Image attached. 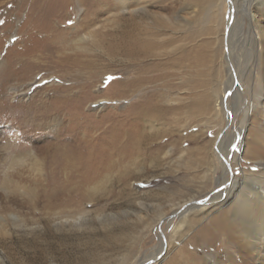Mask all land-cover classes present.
I'll return each instance as SVG.
<instances>
[{
	"label": "rangeland",
	"instance_id": "374dc122",
	"mask_svg": "<svg viewBox=\"0 0 264 264\" xmlns=\"http://www.w3.org/2000/svg\"><path fill=\"white\" fill-rule=\"evenodd\" d=\"M31 2L0 0V20L4 21L0 24V216L5 224H0V264H264V247L260 254L252 247L239 254L238 247L219 242L209 250H195L192 245L204 226L223 212L234 210L237 197L220 202L222 206L216 209L207 208L209 201L218 194L226 197L233 179L243 176V169L263 172L264 176V142L262 148L253 150L255 158L247 156L254 141L259 143L264 138V50L260 53L252 40L253 28L264 26L261 1L216 0L212 6L209 0H202L198 8L188 0L181 6L167 0L166 8L136 10L135 21L149 23L154 32H160L171 57H177L181 48L192 54L199 51L200 65L195 67L188 58L178 65L168 63L167 87L160 89L154 83L126 97L104 101L106 111H123L152 89H160L164 96L158 99L168 109L167 118L157 123L162 136L155 141L163 145L162 150L128 164L133 177L126 188L108 183L92 192L91 199L85 189L69 191L74 203L58 208L46 191L45 175H37L29 165L10 168L4 145L11 136L29 144L44 142L48 126L33 129L31 120H25L29 116L26 109L57 94L49 86L52 83H72L78 90L92 77V69L74 67L66 75L64 67L53 60L38 62V53L48 51L36 40L46 32L37 29L47 20L30 8ZM80 8L71 5L63 13L56 10L58 26L63 33H71L63 53L83 60L97 59L99 67L93 70L99 68L96 84L102 89L129 78L134 68L127 65L122 54L110 57L106 48L90 38L77 44L87 31L73 35L83 14ZM246 11L256 16L254 27L245 20ZM157 15L167 17L172 25L160 28L162 20ZM178 17L185 19L183 25L177 24ZM36 48L45 51L37 52ZM26 90L30 91L22 94ZM96 108L95 102L88 101L84 111L98 115ZM49 139L54 140L53 134ZM217 156L229 163L228 182H224ZM17 170L21 171L19 177ZM124 176L128 178L127 174L121 178ZM13 180L23 185L22 190L31 193L28 188L33 187L35 192L17 191L6 196L3 187ZM184 203L182 209L190 207L189 213L185 212L191 214L187 220L194 216V210L205 207L203 217L189 227L180 218L185 214L174 212Z\"/></svg>",
	"mask_w": 264,
	"mask_h": 264
},
{
	"label": "bare ground",
	"instance_id": "6f19581e",
	"mask_svg": "<svg viewBox=\"0 0 264 264\" xmlns=\"http://www.w3.org/2000/svg\"><path fill=\"white\" fill-rule=\"evenodd\" d=\"M42 1L45 4H41ZM58 1V3H50V0H32L31 2L30 8L40 15V19L47 20L45 24L40 23L42 28L37 29V31H45L46 35L36 40L45 44L46 47L44 46L43 49L48 52L38 53L36 59L38 62L46 61L47 63L49 60H53L62 68L64 67L67 72L66 75L74 67H80L81 71L92 69V72H89L92 77L83 81L78 90H75L76 86H73L72 83L69 85L52 83L49 86L55 89L54 93L57 94H52L45 99L41 98L42 101L38 106L26 109L29 111V116L25 120H31L33 129L41 130L40 128L48 126L49 129L46 136H44L46 139L44 142L38 141L29 144L18 141L14 136H11L10 142L4 145L10 168L14 170L18 165L22 167L29 165V168L35 171L37 175H45L46 191L52 194L53 199H55L54 206L57 205V208L60 205L69 206L70 202L74 203L75 198L71 200L72 195L69 191L85 189L87 190L86 197L91 199L92 192L104 189L108 183L109 185L112 183L113 187L119 184L122 189L126 188L129 180L133 177V172L129 169L128 164L135 163V159L137 160L139 157L156 154L163 147V145H158L159 143L156 142L162 136L157 130V123L167 118L168 109L162 99H158V97L164 96L160 89L167 87V76L169 74L167 64L178 65L183 63L185 58H188L189 62L194 64L195 67L200 65L199 51L192 54L186 48H181V53L177 57H171L167 52V43L162 40L163 35L160 32H154L149 23L143 24L135 21L134 14L136 10H149L147 9L149 6L166 8L165 2L167 0ZM175 1L180 6L184 2L187 3V0ZM188 1H190V5L192 4V6L198 8L202 3V0ZM209 1L212 6H215L216 0ZM223 1L227 3V0ZM228 1L230 2V0ZM260 1L261 3L257 2V4L264 6V0ZM71 5L83 9L82 16L76 21L77 25L73 29V35L77 36L83 30H87L85 35H82L76 41L77 44L90 38L94 41L97 40L98 45L106 48L108 56L122 54L127 61V65L134 68V71L132 70V73L128 75L129 78L113 81L106 89H102L101 86L96 84L95 75L99 72V68L93 70V68L99 67L97 59L83 60L71 54L63 53V44L70 38L71 33L70 31L66 34L63 33V30L58 26V19H55V13L57 9L62 10L63 13ZM124 12H128L129 15L125 16ZM106 13L109 15L103 21L102 16ZM156 17L162 20L163 26L161 25L160 28H169L172 25L171 20L167 17L158 15ZM105 20L106 24H104ZM245 20L251 26L258 22L256 16H251L249 11L245 12ZM181 22H185V19L178 17L177 24L183 25ZM253 29L255 32L252 40L256 49L262 53L264 50V26L260 27L259 25V29ZM39 49L36 48L35 50L37 52L43 50ZM35 52H33V55ZM11 74L13 73L11 72ZM154 83L156 84L154 85ZM153 85L160 88L158 92L152 89L125 110H105L107 105L104 101L115 97H126L139 89L152 87ZM29 91H23L22 94H27ZM88 101L97 104L98 115L97 112L86 113L84 111ZM100 110L105 111L100 112ZM153 130L156 131L153 133L151 132ZM51 133L54 140L49 139L52 137ZM262 139L263 141L259 143L254 141L253 148L247 151L248 157L255 158L254 151L256 148H262L261 142H264V138ZM217 159L220 163L219 166L224 171V182H228L227 176L230 170H228L227 165L229 163L226 159L221 161L219 156H217ZM127 160L129 162H126ZM235 160L238 159L235 158ZM16 172L19 177L21 171L17 170ZM117 172H120V174H117L118 176L115 175ZM125 174L128 175V178L127 176L121 178ZM116 179L117 181L114 183ZM11 182L7 181L6 186L3 187L6 196L17 191L26 194L35 192L33 187L28 188L32 191L31 193H28L29 190H22L20 186L23 185L17 180H13L14 183ZM231 186L230 193L226 197L218 194L213 198V201L208 202L210 206L207 208L216 209L217 206H222L234 197H237L236 207L233 211H226L222 215L216 216L209 224L204 226L196 235L197 241L192 243L193 248L196 247V250L198 247H202L209 250L219 242L225 247H238L239 254L246 252L248 247L254 248L256 253L260 254L262 253V247H264L263 172H251L243 169L241 179L235 177L231 182ZM242 194L244 197H241ZM220 202H222L221 205H219ZM183 205L185 203L177 209L175 208L176 215L183 216L181 214H185L186 211L189 213L190 207L182 209ZM204 208L194 210L192 212L193 219L187 220L191 214L180 217L182 223L187 224L189 227L198 222L204 215ZM257 211H260V213L257 214ZM225 214L226 216H224ZM163 216L162 214L160 219H163ZM0 224L5 225L4 218L1 216ZM246 257L247 255L244 258Z\"/></svg>",
	"mask_w": 264,
	"mask_h": 264
},
{
	"label": "snow or ice",
	"instance_id": "6c2138e0",
	"mask_svg": "<svg viewBox=\"0 0 264 264\" xmlns=\"http://www.w3.org/2000/svg\"><path fill=\"white\" fill-rule=\"evenodd\" d=\"M4 23V21L3 20H0V24H3Z\"/></svg>",
	"mask_w": 264,
	"mask_h": 264
}]
</instances>
